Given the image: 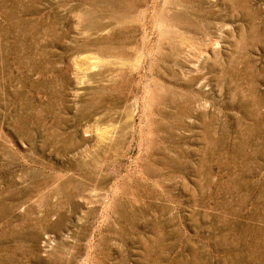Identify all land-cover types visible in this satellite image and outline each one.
<instances>
[{
  "label": "rangeland",
  "instance_id": "obj_1",
  "mask_svg": "<svg viewBox=\"0 0 264 264\" xmlns=\"http://www.w3.org/2000/svg\"><path fill=\"white\" fill-rule=\"evenodd\" d=\"M0 264H264V0H0Z\"/></svg>",
  "mask_w": 264,
  "mask_h": 264
}]
</instances>
